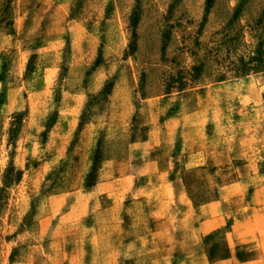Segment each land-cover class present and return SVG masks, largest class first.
<instances>
[{
    "label": "rangeland",
    "instance_id": "obj_1",
    "mask_svg": "<svg viewBox=\"0 0 264 264\" xmlns=\"http://www.w3.org/2000/svg\"><path fill=\"white\" fill-rule=\"evenodd\" d=\"M262 246L264 0H0V264Z\"/></svg>",
    "mask_w": 264,
    "mask_h": 264
},
{
    "label": "crops",
    "instance_id": "obj_2",
    "mask_svg": "<svg viewBox=\"0 0 264 264\" xmlns=\"http://www.w3.org/2000/svg\"><path fill=\"white\" fill-rule=\"evenodd\" d=\"M256 251H257V256L256 259L254 260V264H264V246H262V248L257 247Z\"/></svg>",
    "mask_w": 264,
    "mask_h": 264
}]
</instances>
